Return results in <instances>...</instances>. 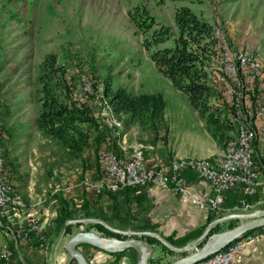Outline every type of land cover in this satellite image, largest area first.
I'll return each instance as SVG.
<instances>
[{
    "label": "rangeland",
    "instance_id": "374dc122",
    "mask_svg": "<svg viewBox=\"0 0 264 264\" xmlns=\"http://www.w3.org/2000/svg\"><path fill=\"white\" fill-rule=\"evenodd\" d=\"M136 2L137 0H0V123L3 120L5 127H11L10 132L16 133L9 139L8 133L4 132L2 140L5 148L4 160L6 158L10 161L6 164L7 172L11 173V167L19 168L24 173L28 172L29 176H33L36 185L45 190V200L51 196L56 198V195L60 194L72 202L75 211L74 216L66 222L70 225V232H66L64 228L56 232L54 226L49 232L41 227L46 236L44 242L33 238L29 242L14 245L10 235L6 233L8 246L15 248V264H51L54 251H66V240L79 231L92 230L108 238H117L95 226H88L89 223H74L69 222L70 220L98 218L111 227L128 231H141L136 226L145 223L157 228V224L149 219H145L146 222L133 221L132 218L137 215L128 207L122 206L123 209L118 208L116 211L108 206L107 209L97 206L101 200L110 201L106 195L96 196L97 202L93 201L89 214L84 213L82 203L85 192L88 193L87 197L97 194L84 186L82 181L86 177L94 178L96 154L99 149L119 150L117 135L113 131L116 136L114 145H111L110 139L107 138L97 151L91 147L81 159H71L55 143L43 139L34 128L33 119L37 106L30 96L29 83L35 75L36 65L43 54L50 51L59 54L62 60L70 62V71L77 76L78 82L81 76L89 77L91 90L86 102L104 125L106 124L99 117L101 105L98 106L95 101L103 102V99H106L105 78L110 80L113 90L124 87L134 94L160 92L167 104L165 118L169 125L165 139L161 138L160 141L168 140L166 149H169L170 154L179 138L178 135L199 119L193 109L186 105L189 103L187 96L177 90L155 67L150 58L151 51L144 48L141 35L137 33L127 15ZM146 5L159 22L171 26L174 31L175 8L181 5L191 7L215 28L221 30L233 52L251 49L253 53L259 54L264 65V0H165L162 3L149 0ZM171 44L172 41L169 40L165 45ZM217 66H214V70ZM221 87L225 103L220 101L215 104L217 120L201 117L196 113L208 133H211L224 149L227 140L234 135V127L225 88ZM2 100L8 101L9 105L6 107L9 116H5ZM119 119L122 121L120 134L127 144L132 145L128 148L129 154L134 145L140 144L146 156L147 151L154 148L153 140L144 134H137L135 137L132 135L129 139L124 130V124L128 126L127 118ZM191 128L198 130L197 125L188 130ZM28 143L36 150L39 155L37 158L29 155L28 147L31 146ZM253 150L258 172L264 173V141L254 143ZM43 151L49 154L43 157ZM172 159L174 157L169 161ZM263 177L264 174L261 178ZM68 187L71 189L65 190ZM249 203L251 207L248 211L229 213H249L264 209L259 208V205H252L250 200ZM100 211L105 214V219L96 217ZM244 221L239 218L234 220L233 224L238 225ZM220 227L221 231L225 230L224 228L229 227V222H224ZM54 242H58V246L53 245ZM172 245L178 246L175 243ZM128 252L130 250H127ZM193 252V249L183 254L170 252L167 246H162L158 254H152L153 259L158 258L153 264H168Z\"/></svg>",
    "mask_w": 264,
    "mask_h": 264
},
{
    "label": "trees",
    "instance_id": "16d2710c",
    "mask_svg": "<svg viewBox=\"0 0 264 264\" xmlns=\"http://www.w3.org/2000/svg\"><path fill=\"white\" fill-rule=\"evenodd\" d=\"M146 1L149 0H137L128 10L127 15L137 33L141 35L144 48L151 51L150 58L153 64L177 90L187 96L191 107L201 117L213 118L216 121L215 104L220 101L224 104L225 101L222 99V87L217 82L213 69L216 44L214 25L197 14L191 7L181 5L174 11L176 28L174 31L171 26L156 19L149 11ZM164 1L157 0L159 3ZM187 1L195 2L196 0ZM169 40L172 41V44L165 45ZM69 64V61L62 60L59 54L54 51L43 54L37 63L35 75L29 83L31 99L37 106L33 126L43 139L55 143L67 157L81 159L91 147L97 151L107 138L110 139L111 145H114L116 136L111 128L100 122L87 103H77L72 99V93L77 87L78 81L77 76L70 71ZM104 95L112 111L118 117L127 116V124H138L153 141L165 139L169 125L165 118L166 101L162 93L134 94L124 87L113 90L110 80L105 78ZM1 102L5 106V116H9L10 113L6 107L9 105L8 101L2 100ZM0 128L4 159L5 148L2 142L4 132L8 133L7 138L9 139L16 133H11L12 128L8 127L7 129L3 120L0 123ZM7 163L9 164L10 161L5 158L4 169L10 180V174L6 169ZM134 189H138V187H126L115 192L104 190L102 193L90 197H87L88 193L85 192L82 210L88 215L93 201L97 202V197L103 195L110 198L113 210L117 211L119 207L122 209V205L116 202L117 198ZM56 198L59 201V206L54 218V230L58 232L64 228L66 232H70V225L66 222L74 216V206L70 200L60 194H57ZM96 217L106 218L102 211ZM214 218H216L215 215L210 216L209 221ZM233 221V219L229 220L228 228L236 226ZM88 226H95L117 238H125L99 223H89ZM220 226V223L215 225L209 234L221 231ZM136 227L141 231L155 230L154 226L146 223ZM144 238L151 244H160L166 248L152 236ZM168 241L174 244L172 241ZM203 242L199 245L201 246ZM169 251L172 250L169 249ZM112 254H115L118 260L123 255H127V250ZM153 258L149 259V264L158 260V258ZM70 262L77 264L74 258H71ZM133 264H136V254L133 255Z\"/></svg>",
    "mask_w": 264,
    "mask_h": 264
},
{
    "label": "built area",
    "instance_id": "2783aa9c",
    "mask_svg": "<svg viewBox=\"0 0 264 264\" xmlns=\"http://www.w3.org/2000/svg\"><path fill=\"white\" fill-rule=\"evenodd\" d=\"M216 36L214 70L217 82L225 88V95L232 114L234 135L227 140L219 160L208 157H177L168 164L151 165L147 162L140 144L130 146L120 134L122 121L112 111L107 99L95 101L101 105L99 117L117 135L118 151L101 149L96 154L97 164L93 179L86 177L82 184L96 194L118 191L126 187H142L150 193L153 184L164 186L186 203L212 213L223 211L225 195L234 188H240L241 196L230 209L248 211L249 199L256 193L258 169L253 150L254 141L264 134V65L258 53L251 49L233 52L219 28ZM214 69V67H213ZM91 90L90 79L81 76L72 99L77 103H87ZM103 98V96H102ZM106 98V97H105ZM1 131V128H0ZM3 148L0 140V229L10 235L14 245L29 242L33 238L46 241L41 230L36 211L28 207L23 195L14 189L4 169ZM185 170L208 181L210 193L196 196L189 189L184 176ZM71 188H65L70 190ZM14 215L22 220L14 224ZM264 239V225L245 232L197 264H234L242 259V248L248 243ZM16 247V246H15ZM15 248L0 245V264H10ZM63 264H71L70 260ZM116 264H130L127 255L120 257Z\"/></svg>",
    "mask_w": 264,
    "mask_h": 264
},
{
    "label": "crops",
    "instance_id": "0c3cea01",
    "mask_svg": "<svg viewBox=\"0 0 264 264\" xmlns=\"http://www.w3.org/2000/svg\"><path fill=\"white\" fill-rule=\"evenodd\" d=\"M186 105L191 107L190 103H186ZM191 109L193 108L191 107ZM193 112L199 120L197 123H194V125L191 124L190 127L197 125L198 130L195 131L193 128L188 130L190 127L183 129L185 132L178 135L179 138L173 145L170 154L168 152L169 149H166V145L169 143L168 140L160 141L159 139L153 141L152 146H154V148L147 151L145 156L149 164L155 165V163H160V161L162 164H168L171 157H211L213 160L220 159L223 153L222 145H220L212 134L208 133L205 129L203 122H201L202 119L198 116L196 110L193 109ZM125 117L127 118V116H121V118ZM124 130L129 139L132 135L135 137L137 134L148 136L136 123H129L128 126L124 124ZM263 141L264 134L258 136L254 143L257 142L259 144ZM28 145L31 146L30 143H28ZM161 148H163V151H161ZM28 149L29 155L34 156V158L39 156L32 146L28 147ZM157 151H159V154ZM48 154L49 152L43 151L41 156L46 157ZM150 161H155V163H150ZM258 173L256 194L249 200L252 202V205H259V208H264V177L261 178L264 173H262V171ZM10 174L12 186L23 195L28 207L36 211L40 219V226L51 232L54 226L56 211L59 206L58 200L52 196L51 198L47 197V200H45L43 198L45 190L36 185L33 176H29L28 172L24 173L19 168L13 169V167H11ZM184 176L189 182V189L192 194L199 197L203 193L211 192V186L208 181L198 178L195 172L185 170ZM50 186L51 184H49V187ZM240 196V188L231 189L225 195L223 211L220 213H212L208 210L200 209L192 203H184L178 196L171 193L164 186L153 184L150 187V193H147L144 188L138 187V189L130 190L127 191L126 194H122L117 198L116 202H119L123 208L128 207L134 210L137 217L134 219L132 218L133 221L141 220L146 222V220L149 219L152 223L157 224V228L154 232L178 246H183L202 234L207 224L213 220L209 221L210 216L215 215V217L218 218L221 217V215L223 216L231 212L230 209ZM112 204L111 200H101L97 206H101L102 208L105 207L106 209L108 206L109 209H114ZM237 219L239 218H234L233 220L237 221ZM21 220L22 217L20 215H14L12 222L16 224ZM229 220L224 222L228 223ZM224 222L220 224H224ZM8 242L9 239L7 234L0 229V245L8 246ZM53 245L58 246V242H54ZM155 245L156 249L154 254H158L157 252L162 250V246L156 243ZM78 249L84 254L90 264H116L118 261L115 254L103 252L91 245L82 244L78 246ZM128 253L127 257L129 258V263L133 264V255L136 254V258L138 255L133 250H130ZM241 253L242 259L240 261H235L234 264H264V239L259 242L246 244L242 248ZM70 259L71 257L66 251L61 252L60 250H55L51 264H63ZM10 264H15L14 258L11 260Z\"/></svg>",
    "mask_w": 264,
    "mask_h": 264
},
{
    "label": "water",
    "instance_id": "95a60500",
    "mask_svg": "<svg viewBox=\"0 0 264 264\" xmlns=\"http://www.w3.org/2000/svg\"><path fill=\"white\" fill-rule=\"evenodd\" d=\"M240 218L245 221L229 229H225L216 233H210L211 229L229 219ZM69 222L74 223H99L112 232L118 233L126 238H108L98 232L88 230L79 231L70 236L65 242L66 252L71 258L77 261V264H90L84 254L78 249L79 245H91L94 248L106 253H116L125 250H133L137 253V264H149V259L152 257L156 249L155 244L147 242L144 237L152 236L158 239L162 244L170 250L177 253H187L194 250L193 253L185 254L182 257L168 264H196L202 261L211 253L222 249L231 241L237 239L245 232L256 230L264 225V209L252 211L249 213H229L210 221L205 227L202 234L194 240H191L183 246H174L160 234L154 231H128L121 230L109 226L106 222L98 218L75 219ZM203 245H198L203 242Z\"/></svg>",
    "mask_w": 264,
    "mask_h": 264
}]
</instances>
